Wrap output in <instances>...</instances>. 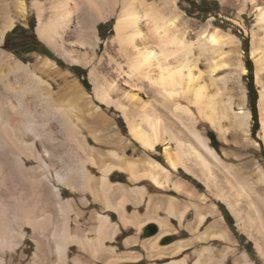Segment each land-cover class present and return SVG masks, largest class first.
<instances>
[{
    "label": "rangeland",
    "instance_id": "rangeland-1",
    "mask_svg": "<svg viewBox=\"0 0 264 264\" xmlns=\"http://www.w3.org/2000/svg\"><path fill=\"white\" fill-rule=\"evenodd\" d=\"M42 1L46 5L44 15L46 18L51 12L50 0ZM12 9L11 15L15 17L18 11L16 8L12 7ZM178 10L181 16L178 23L180 26H185L189 38L193 41L204 31H206L204 34H207L216 27L222 29L217 51L201 56L194 70L196 80L191 86L197 88L204 84L206 88L204 89L206 99L204 98L202 102L204 110L198 109L194 104L192 87L188 90L182 87L176 102L179 106L188 109L190 114L184 115L183 120L174 118L173 126L174 134L179 140L191 142L193 135L185 122L192 117L195 118V127L206 137L208 144L217 153L220 160L213 170L215 183L209 185L204 181L197 167H192L191 171L183 167L171 169L164 157V144L157 145L154 151L143 150L132 136L129 123L121 110L114 103L107 104L95 97L92 89L94 83L88 75L90 68L95 66L99 80L111 81L116 75L109 65V55H113L117 49V43L112 40L117 21L115 16L99 23L100 41L95 50L90 51L95 60L88 67L65 60L39 39L36 33L37 15L33 10L29 11L24 19L20 17L12 29L5 31L0 42V53H7L26 64H34L36 60L50 58L58 65L59 74L44 72L43 69H40V72H43L44 78L53 84V102L61 106L62 110H55L54 113L49 111V116L44 119L36 113L38 122L43 120L48 122L46 125L38 126L39 130L45 127V130H50L56 136L55 140L50 139L51 141L47 143L52 144L55 141L54 144L62 145L61 155L54 157L55 169L63 175L69 170L73 171L74 175H78L77 167L80 165L76 153L78 152L76 139H83L86 136L91 140L93 148H100L104 153L109 148L118 149L121 144L125 145V156L122 160L124 169L116 171L111 179L115 183V192H112L111 200L117 204L121 198V190H124L128 200L126 217L138 223L141 221L145 223L148 218H153V221L146 222L141 230L137 223L124 227L119 214L115 210L105 208L99 185L102 172L97 166L91 165L94 176L93 192L85 191L79 185L56 183L62 191L63 199L69 201L72 207V220L69 221L71 231L80 238L96 240L100 225L99 215L110 212L113 223L120 226V233L106 238L104 245L95 253L77 244H70L67 257L69 262L65 263L55 250L51 238V225L50 230L42 232L29 225L16 223L15 229L21 230L24 237L16 238L17 246L13 249L0 251V258H3L0 264H166L180 259H185L186 264H264V235L261 236L256 230L254 222L247 220L253 216V208L249 205V201L256 204L264 217V142L261 138L264 98L262 109L259 107L260 91L264 90V68L261 71L260 84H257L255 62L251 56L254 40L256 46L260 47L259 50L261 51V48L264 50V31L256 25L254 12L240 11L238 7H227L220 0H178ZM19 32L29 34L34 45L25 51L10 50L7 42ZM69 39H75L73 34ZM245 40H247L248 52L244 47ZM219 52H222V55H219ZM247 59L251 61L253 67V86L257 97V129L254 133L253 118L250 127L243 131L242 128L235 126L232 117L233 112L238 110L241 97L245 96V106L250 108ZM219 61H223L225 65L212 71L211 63ZM243 68L246 69L244 73ZM79 72H84V75ZM136 89L142 91L138 100L140 107L144 106L149 112L165 111L157 93L149 86L143 83L136 86ZM81 90L85 92L84 96H80ZM124 91L125 86L122 85L120 90L110 89L109 94L113 100L126 105L128 117L134 120L135 124L139 123L138 106L133 108L129 105L122 95L128 89ZM208 97L212 98V108L209 110L206 106ZM229 102L233 107L231 110L227 109ZM31 107L34 108L33 110L37 108L33 102ZM39 110H42L41 106H38ZM213 110L212 122L204 118L203 112L207 114ZM9 117L12 121L24 120L20 113L9 112ZM66 122L72 123L70 125L75 129V137H69ZM31 136L29 134L24 137L30 140ZM103 141L110 143L104 146ZM169 146L174 158L176 145L171 142ZM150 157L169 169L170 182L167 187L162 188L146 177L136 180L130 173L128 164L139 173L146 172L148 169L143 162ZM4 160L0 155V171H4L0 172V178H6L7 185L17 191L21 189L26 192L33 191L28 176L38 173V162L33 158H24L27 166H30L24 174L18 168L10 172L8 167L5 168ZM193 163L188 160V167ZM241 185L248 190V199L239 195L236 190V186ZM139 186L143 190L142 196L136 191ZM219 195L230 197V200L236 203L238 216ZM171 199L177 212L181 209L187 210L183 220L168 213L167 208ZM75 212L79 213L78 217L75 216ZM198 214H205L206 219L197 227ZM154 219H162L167 223L166 235L158 238L162 229ZM222 230L226 231V238L220 237ZM256 242L260 249L256 247ZM179 244L184 247L175 253L174 250ZM159 253L163 256H159Z\"/></svg>",
    "mask_w": 264,
    "mask_h": 264
},
{
    "label": "bare ground",
    "instance_id": "bare-ground-1",
    "mask_svg": "<svg viewBox=\"0 0 264 264\" xmlns=\"http://www.w3.org/2000/svg\"><path fill=\"white\" fill-rule=\"evenodd\" d=\"M220 1L227 7H238L240 11L254 12L256 25L264 31V0ZM12 7L17 9L18 16L11 15ZM49 7L51 12L45 18L46 5L42 0H0V42L6 30L12 29L20 17L24 19L25 15L33 10L37 15L36 33L39 39L65 60L88 67L95 60L90 51H94L100 41L99 23L115 16L117 21L112 40L117 43V49L113 55H109V65L116 75L111 81L99 80L95 66L90 68L88 75L94 83L92 89L95 97L107 104L114 103L121 110L129 123L132 136L143 150L154 151L157 145L164 144V157L171 169L176 170L183 167L191 171L192 167H197L207 185L215 183L213 170L220 158L208 144L206 137L195 127V118L192 117L185 122L193 135L191 142L179 140L174 134L173 126L174 118L183 120L184 115L190 114L188 109L177 104V95L181 94L182 87L187 90L192 87L191 84L196 80L194 70L200 57L217 51L221 42L222 29L216 27L214 31L207 34H204L206 32L204 31V35L199 34L194 41L191 40L185 26H180L178 23L181 17L178 0H50ZM72 34L74 40L69 39ZM259 48L254 40L251 56L255 62V82L257 84H260V75L264 68V53L262 52L264 50L261 48L260 51ZM4 54L0 53V155L4 157L3 163L10 172L18 168L24 174V171L30 167L27 166L24 158H33L38 162V173L28 176L33 186V191L30 192L23 189L17 191L7 185L6 178H0V251L13 249L17 246L16 238L24 237L21 230L15 229L16 223L29 225L42 232L50 230L51 225V238L55 250L65 263L69 262L67 257L70 244H77L95 253L99 247L104 245L106 238L120 233V226L113 223L110 212L99 215L100 225L96 240L80 238L71 231L69 221L72 220V207L69 201L63 199L62 191L56 183L79 185L83 190L93 192L92 179L94 176L91 165L97 166L102 172L99 185L105 208L115 210L124 227L137 223L136 225L141 230L146 222H152L153 218L144 220L145 223L142 221L138 223L126 217L128 200L124 190H121V198L117 204L111 200L112 192H115V183L111 179L116 171L124 169L122 160L125 156V145L121 144L118 149L109 148L104 153L100 148H93L88 137L76 139L78 149L76 153L80 165L77 167L79 168L78 175H74L70 170L63 175L55 169L54 157L61 155L62 145L54 144L55 141L52 144L47 143L51 141L50 139L55 140L56 136L50 130H45V127L39 130L38 126L46 125L48 122L44 120L38 122L36 113L44 119L49 116V111L54 113L55 110H62L61 106L53 102V84L44 78L43 72H40V69H43L44 72L59 74L58 65L50 58L36 60L34 64H26L19 59L12 58L7 53ZM218 54L222 55V52ZM224 65L223 61H219L212 62L210 67L214 71ZM245 71L246 69L243 68V73ZM143 83L157 93L159 102L165 111L151 110L149 112L144 106L140 107L138 100L142 91L137 90L136 86ZM122 85L125 86V91L128 89L122 95L129 105L133 108L138 106L139 123L135 124V121L128 117L126 105L113 100L109 94L110 89L120 90ZM204 89L206 90L204 84L197 88H194V85L192 87L193 102L202 111L204 110L202 102L204 98L206 99ZM79 92L80 96L85 95L84 91ZM263 98L264 90H261L259 99L261 109ZM207 100L206 106L209 110L212 108V98L208 97ZM32 102L37 107L35 110L31 107ZM38 106H41L42 110L38 111ZM227 109H233L231 102L228 103ZM211 111L207 114L203 112V114L205 119L213 122L214 110ZM9 112L22 114L24 120L12 121ZM232 117L235 126L242 128L243 131L250 127L252 113L251 109L245 106V96L240 98L238 110L233 112ZM66 123L69 137H75V129L70 125L72 123ZM261 129V138L264 142V122H262ZM29 134L32 136L30 140H26L24 136ZM171 142L176 145L174 158L170 153L169 144ZM109 143L103 141L104 146ZM188 160L194 162L191 167L187 165ZM143 163L148 169L143 174L128 164L134 179L146 177L162 188L169 185L170 171L167 167L151 157L145 159ZM236 190L242 197L249 198L245 186H236ZM136 191L142 196L141 187ZM219 197L236 216L239 215L236 203L232 202L230 197L225 195H219ZM172 200L168 204V213L183 220L187 210L181 209L177 212ZM249 205L253 208V216L247 220L254 222L256 230L263 236L264 217L255 203L249 201ZM75 216L78 217L79 213L75 212ZM205 219V214H198L197 227ZM154 220L162 229L158 238L166 235L167 223L162 219ZM216 222L220 221L216 220ZM225 232L222 230L220 237L226 238ZM183 247L184 245H177L174 252H179ZM256 247L260 249L258 242H256ZM158 255L163 256L162 253ZM2 262L3 258H0V263ZM166 264L186 263L185 259H180Z\"/></svg>",
    "mask_w": 264,
    "mask_h": 264
},
{
    "label": "trees",
    "instance_id": "trees-1",
    "mask_svg": "<svg viewBox=\"0 0 264 264\" xmlns=\"http://www.w3.org/2000/svg\"><path fill=\"white\" fill-rule=\"evenodd\" d=\"M15 31L12 30V33ZM244 47L246 52H248V46H247V40L244 41ZM246 66L248 69V73H247V79H248V90H249V98H250V109H251V113H252V118H253V128L252 131L253 133L255 132V130L257 129V107H256V93L254 90V86H253V76H252V64L251 61L249 59H247L246 61ZM82 71V70H81ZM79 74L84 75V72H79Z\"/></svg>",
    "mask_w": 264,
    "mask_h": 264
},
{
    "label": "flooded vegetation",
    "instance_id": "flooded-vegetation-1",
    "mask_svg": "<svg viewBox=\"0 0 264 264\" xmlns=\"http://www.w3.org/2000/svg\"><path fill=\"white\" fill-rule=\"evenodd\" d=\"M13 38H9L7 45L10 50H27L34 43L31 41V36L26 32L15 33Z\"/></svg>",
    "mask_w": 264,
    "mask_h": 264
}]
</instances>
